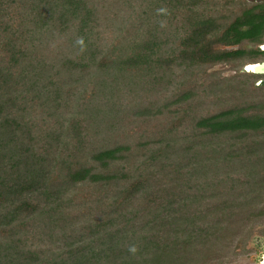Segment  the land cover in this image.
Here are the masks:
<instances>
[{
  "label": "trees",
  "instance_id": "obj_1",
  "mask_svg": "<svg viewBox=\"0 0 264 264\" xmlns=\"http://www.w3.org/2000/svg\"><path fill=\"white\" fill-rule=\"evenodd\" d=\"M142 1L127 26L97 0H0V264H229L264 223V141H240L264 135V97L248 114L229 86L240 104L184 133L170 107L199 102L191 86L162 102L156 26L186 17L185 69L244 68L264 57V2Z\"/></svg>",
  "mask_w": 264,
  "mask_h": 264
},
{
  "label": "rangeland",
  "instance_id": "obj_2",
  "mask_svg": "<svg viewBox=\"0 0 264 264\" xmlns=\"http://www.w3.org/2000/svg\"><path fill=\"white\" fill-rule=\"evenodd\" d=\"M186 0H180L179 4L176 3V0H173L172 5H176L177 7L182 6ZM209 2V5H206L207 10H212L216 12L219 10L220 6L226 1V0H206ZM228 1V0H227ZM247 1V0H246ZM229 2H232L233 4H239L243 3V0H229ZM247 3H249L247 1ZM97 8L100 11H103L106 13L107 10L112 9V6L115 7L116 12L119 11V15L122 16L127 21L125 22L127 26L130 25V21H136L139 19V9L138 7H144L146 4L142 0H97L96 2ZM185 5V4H184ZM182 8V7H180ZM195 12H198L197 6L194 7ZM206 11L203 7L200 8V11ZM113 11V10H112ZM129 18V20H128ZM186 17L184 15H179L176 19L170 20V23L167 24L164 20L163 16H160L158 21L156 22L158 26V39L160 44L158 45V52H157V58L158 61L162 64L166 63L167 59H172L173 62L167 68V66L164 64L163 69L159 66L158 68V74L160 77L163 78L162 86V95L164 94V97L167 96L168 98L165 100L163 97V103L172 102L169 97L181 94L185 89H189L193 87V91L197 97L195 98L199 103L196 106L192 105L193 109H189V112L181 114V112H177L174 110L176 106L170 107V111L174 112L173 118L175 116L176 121H182L181 130H184V133H189V129L187 128V124L197 118L196 116H206L209 114L217 113L218 111L224 110L225 107H231L233 104H240L237 103L239 101L234 100L233 96L236 92H230L229 86H235L238 87V90H246L244 95L248 96V104H242L241 107H246L248 114H253L258 112V106H256L258 103L254 102L255 100L261 99V97H264V76H257L253 78H248L241 76V71L244 70L243 67L239 66V64H218L213 67L206 68L202 66L198 67H192L191 69H185V64H181L179 58L175 60V57H178L180 55L181 51V32L182 27L186 23L185 22ZM143 23H146L144 21V18H142ZM101 25V24H100ZM145 28H148L147 25L144 26ZM127 28V27H126ZM144 29V28H143ZM100 30L102 31V37L105 39L107 43L116 42V34H112L113 28H103L101 27ZM168 37H166V33H168ZM171 31V32H170ZM114 33V32H113ZM263 42H264V36H263ZM248 48H253L251 45L247 46ZM261 45H258L257 48L260 50ZM233 49V48H232ZM175 57H174V56ZM250 57V56H249ZM249 57L245 58L242 62V64L248 63L249 61L253 60H264V57L261 55L252 56L251 59H248ZM169 61V60H168ZM251 61V62H252ZM247 65V64H245ZM250 65V64H249ZM169 69V71L167 70ZM189 70V71H188ZM239 74V75H237ZM223 81H225L227 84H225ZM191 86V87H190ZM82 91V89H80ZM233 90V89H231ZM78 93V92H77ZM75 95L71 94L73 96V101H75ZM238 96V95H235ZM247 99H244L246 101ZM256 104H254V103ZM253 103V104H252ZM253 105V107H250ZM249 106V107H247ZM196 113V114H195ZM183 116V117H182ZM129 127V133L131 135L138 134V130L136 128V125H130ZM158 127V126H154ZM153 127V128H154ZM128 131V130H126ZM133 135V136H135ZM245 139V140H244ZM240 141L242 142H262L264 141V135H251L247 137L240 138ZM240 151L238 149L237 152H244ZM237 152H234L235 154ZM233 153V154H234ZM259 154H261V151H259ZM238 161V160H237ZM237 166V165H236ZM235 166V168H236ZM257 170H260V174L264 175V164H260ZM230 169L228 173L232 175L233 179H238V182H245L248 179L246 176L241 175V173L236 172L234 169ZM253 227V226H252ZM258 232L264 233V223H261L259 226L254 225L253 227V236L247 241V244L245 246V249L240 252L238 255L231 258V261L229 264H263L264 262V238L259 237L260 235Z\"/></svg>",
  "mask_w": 264,
  "mask_h": 264
},
{
  "label": "water",
  "instance_id": "obj_3",
  "mask_svg": "<svg viewBox=\"0 0 264 264\" xmlns=\"http://www.w3.org/2000/svg\"><path fill=\"white\" fill-rule=\"evenodd\" d=\"M250 3L256 2H263L264 0H247ZM261 50H264V45H262ZM244 71L246 72H250L254 75H264V60L260 61V62H256V63H252V68L250 69V71H247V65L244 67Z\"/></svg>",
  "mask_w": 264,
  "mask_h": 264
},
{
  "label": "bare ground",
  "instance_id": "obj_4",
  "mask_svg": "<svg viewBox=\"0 0 264 264\" xmlns=\"http://www.w3.org/2000/svg\"><path fill=\"white\" fill-rule=\"evenodd\" d=\"M251 68H252V64L247 65V71H250ZM263 264H264V262H263Z\"/></svg>",
  "mask_w": 264,
  "mask_h": 264
},
{
  "label": "flooded vegetation",
  "instance_id": "obj_5",
  "mask_svg": "<svg viewBox=\"0 0 264 264\" xmlns=\"http://www.w3.org/2000/svg\"><path fill=\"white\" fill-rule=\"evenodd\" d=\"M264 2V1H263ZM253 3H256V2H253ZM259 3H262V2H259ZM262 45H264V43L263 44H261V46ZM260 50H261V48H260ZM261 51H264V50H261ZM250 64H252V63H250ZM247 65H249V64H247ZM246 65H244V67H245Z\"/></svg>",
  "mask_w": 264,
  "mask_h": 264
},
{
  "label": "clouds",
  "instance_id": "obj_6",
  "mask_svg": "<svg viewBox=\"0 0 264 264\" xmlns=\"http://www.w3.org/2000/svg\"><path fill=\"white\" fill-rule=\"evenodd\" d=\"M134 250V249H133Z\"/></svg>",
  "mask_w": 264,
  "mask_h": 264
}]
</instances>
